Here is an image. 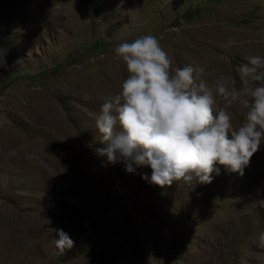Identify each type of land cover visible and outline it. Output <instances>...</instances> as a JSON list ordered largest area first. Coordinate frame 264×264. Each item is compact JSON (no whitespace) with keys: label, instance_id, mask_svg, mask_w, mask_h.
I'll return each mask as SVG.
<instances>
[{"label":"rangeland","instance_id":"rangeland-1","mask_svg":"<svg viewBox=\"0 0 264 264\" xmlns=\"http://www.w3.org/2000/svg\"><path fill=\"white\" fill-rule=\"evenodd\" d=\"M146 34L210 88L264 84L240 71L264 57V0H0V264H264V144L243 175L164 187L95 153L127 76L114 46ZM213 108L234 129L247 111Z\"/></svg>","mask_w":264,"mask_h":264},{"label":"clouds","instance_id":"clouds-1","mask_svg":"<svg viewBox=\"0 0 264 264\" xmlns=\"http://www.w3.org/2000/svg\"><path fill=\"white\" fill-rule=\"evenodd\" d=\"M226 47L228 45H225ZM116 58L127 76L119 92L101 105L95 129L103 145L95 153L108 163H122L126 174L149 168L141 179L164 187L176 181L207 184L220 166L243 175L250 158L264 144V84L237 90L220 77L210 88L197 78L192 64L171 69V61L158 39L146 34L114 46ZM264 57H247L240 65L254 80L264 79ZM215 97L226 105L247 109L244 121L233 128L230 115L215 110ZM73 241L62 229L55 230L56 250ZM264 248V232L258 235Z\"/></svg>","mask_w":264,"mask_h":264},{"label":"bare ground","instance_id":"bare-ground-1","mask_svg":"<svg viewBox=\"0 0 264 264\" xmlns=\"http://www.w3.org/2000/svg\"><path fill=\"white\" fill-rule=\"evenodd\" d=\"M262 44V43H261ZM264 47V46H263ZM258 55V54H257ZM171 59V58H170ZM176 60V59H175ZM174 61V60H173ZM184 61H185V59H184Z\"/></svg>","mask_w":264,"mask_h":264}]
</instances>
